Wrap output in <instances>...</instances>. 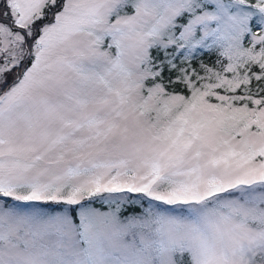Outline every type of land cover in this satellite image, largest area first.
<instances>
[{
  "label": "snow or ice",
  "instance_id": "snow-or-ice-1",
  "mask_svg": "<svg viewBox=\"0 0 264 264\" xmlns=\"http://www.w3.org/2000/svg\"><path fill=\"white\" fill-rule=\"evenodd\" d=\"M0 264H264V0H0Z\"/></svg>",
  "mask_w": 264,
  "mask_h": 264
}]
</instances>
